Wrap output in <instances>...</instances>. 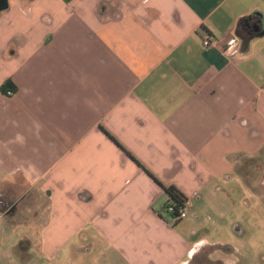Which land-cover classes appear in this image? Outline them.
<instances>
[{
  "label": "crops",
  "instance_id": "obj_1",
  "mask_svg": "<svg viewBox=\"0 0 264 264\" xmlns=\"http://www.w3.org/2000/svg\"><path fill=\"white\" fill-rule=\"evenodd\" d=\"M6 79L0 264H223L200 220L264 211V0H7Z\"/></svg>",
  "mask_w": 264,
  "mask_h": 264
},
{
  "label": "rangeland",
  "instance_id": "obj_2",
  "mask_svg": "<svg viewBox=\"0 0 264 264\" xmlns=\"http://www.w3.org/2000/svg\"><path fill=\"white\" fill-rule=\"evenodd\" d=\"M258 165L260 166V163ZM259 173L260 176L264 174V167ZM1 198L4 199L5 197L1 196ZM198 203L200 202L194 200L193 207L198 206ZM243 206V202H240V205L237 206L238 210L234 214V219L236 220H233L235 222H231V215L226 216L223 221L224 223L230 224L225 227L219 221L213 220L208 221L206 224L207 218L206 220L202 218L200 221L203 226L200 224L201 226L199 227L201 228L193 234L192 238L195 240L202 236L209 243V247H220L219 256L222 257V260H225L223 264H264V211H252L248 214V212L242 209ZM161 216L169 227H171L172 222L163 211H161ZM195 217L197 216L194 215L193 218ZM213 222H216V224ZM234 226L236 231L232 230ZM176 233L179 237L184 232L176 229ZM216 241H221L224 244L221 246H213V243ZM228 247H231L232 250L228 251ZM211 259L212 257H210ZM196 260L194 258V261ZM210 260L209 262L212 264ZM213 264H222V262H215Z\"/></svg>",
  "mask_w": 264,
  "mask_h": 264
},
{
  "label": "trees",
  "instance_id": "obj_3",
  "mask_svg": "<svg viewBox=\"0 0 264 264\" xmlns=\"http://www.w3.org/2000/svg\"><path fill=\"white\" fill-rule=\"evenodd\" d=\"M249 17V16H248ZM248 17L242 18L239 22V26H242L246 19ZM10 80L6 79L0 86V90L6 91V88L9 87ZM164 190V194L166 195V201L163 204L162 211L165 213V215L172 220V225H175L178 221L181 219L178 217V212L180 209L184 208L187 203V198L184 196V194L175 186L169 185V186H162ZM1 196V194H0ZM172 206V210H168V207ZM5 211H8L10 209V206L7 205L3 207ZM10 215V214H9ZM16 250L23 251L24 246L20 242V244L17 245Z\"/></svg>",
  "mask_w": 264,
  "mask_h": 264
},
{
  "label": "built area",
  "instance_id": "obj_4",
  "mask_svg": "<svg viewBox=\"0 0 264 264\" xmlns=\"http://www.w3.org/2000/svg\"><path fill=\"white\" fill-rule=\"evenodd\" d=\"M218 42L219 41L217 39L210 38V37H207V36H205L204 39L202 40L203 46L216 45V44H218ZM239 47H240V41L238 40V38H232V39H230L229 41L226 42L225 48H224V52L226 54H229V55L237 54L238 50H239ZM168 210L171 211L172 210V206H169ZM178 214H179L178 217L180 219L185 218L187 216L186 208L184 207V208L180 209Z\"/></svg>",
  "mask_w": 264,
  "mask_h": 264
},
{
  "label": "water",
  "instance_id": "obj_5",
  "mask_svg": "<svg viewBox=\"0 0 264 264\" xmlns=\"http://www.w3.org/2000/svg\"><path fill=\"white\" fill-rule=\"evenodd\" d=\"M6 1L7 0H0V9L5 8ZM258 30H259V24L258 23H254L253 24V31L258 32ZM14 208H15V205L11 206L10 209L6 213L13 212Z\"/></svg>",
  "mask_w": 264,
  "mask_h": 264
},
{
  "label": "flooded vegetation",
  "instance_id": "obj_6",
  "mask_svg": "<svg viewBox=\"0 0 264 264\" xmlns=\"http://www.w3.org/2000/svg\"><path fill=\"white\" fill-rule=\"evenodd\" d=\"M257 23V19H255L254 17H251L248 19V21L245 23V26L247 27V29L249 30H253V24Z\"/></svg>",
  "mask_w": 264,
  "mask_h": 264
}]
</instances>
